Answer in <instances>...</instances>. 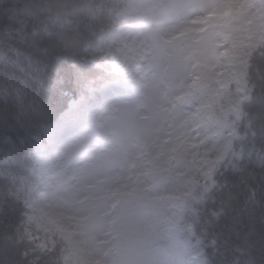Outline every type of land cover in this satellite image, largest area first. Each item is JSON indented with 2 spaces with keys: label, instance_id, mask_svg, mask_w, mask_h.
<instances>
[{
  "label": "rangeland",
  "instance_id": "1",
  "mask_svg": "<svg viewBox=\"0 0 264 264\" xmlns=\"http://www.w3.org/2000/svg\"><path fill=\"white\" fill-rule=\"evenodd\" d=\"M128 3L133 21L94 46L110 78L69 99L65 110L81 106L59 136L46 138L55 120L35 139L28 179L5 158L0 169L25 207L23 238L60 247L57 264H208L184 240L182 215L200 212L245 138L237 122L264 46V0Z\"/></svg>",
  "mask_w": 264,
  "mask_h": 264
},
{
  "label": "trees",
  "instance_id": "2",
  "mask_svg": "<svg viewBox=\"0 0 264 264\" xmlns=\"http://www.w3.org/2000/svg\"><path fill=\"white\" fill-rule=\"evenodd\" d=\"M128 2L0 0V168L5 158L28 179L35 139L69 99L110 78L94 68V46L133 21L137 8ZM250 71L253 89L237 122L245 138L235 141L200 212L182 215L184 240L208 264H264V46ZM10 184L0 169V264H57L60 247L42 250L23 238L25 207Z\"/></svg>",
  "mask_w": 264,
  "mask_h": 264
},
{
  "label": "bare ground",
  "instance_id": "3",
  "mask_svg": "<svg viewBox=\"0 0 264 264\" xmlns=\"http://www.w3.org/2000/svg\"><path fill=\"white\" fill-rule=\"evenodd\" d=\"M117 37V32H112L110 33L107 37L106 40H111L112 38ZM103 40V39H101ZM109 86H105L104 90H107ZM81 104H79L78 101H71L69 104V107L56 119V121L53 123L52 126H50L47 130L46 133V138L50 141L53 140V138L57 137L60 135V133L64 130V128L69 125L68 119L71 117V115L74 112V109L79 108ZM234 137H232V140ZM153 179V178H152ZM184 182L179 183L178 185V190L184 191L188 189V184L184 185Z\"/></svg>",
  "mask_w": 264,
  "mask_h": 264
}]
</instances>
